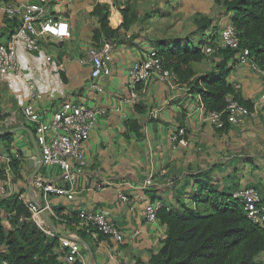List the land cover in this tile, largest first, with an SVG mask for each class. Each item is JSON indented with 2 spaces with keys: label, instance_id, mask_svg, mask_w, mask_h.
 <instances>
[{
  "label": "crops",
  "instance_id": "0c3cea01",
  "mask_svg": "<svg viewBox=\"0 0 264 264\" xmlns=\"http://www.w3.org/2000/svg\"><path fill=\"white\" fill-rule=\"evenodd\" d=\"M7 1L45 7L47 18L69 23L71 39L58 43L44 39L40 50L32 54L18 47L20 73L0 79V130L28 128L34 133V127L23 114V109L31 103L29 81H34L43 95L33 104L47 121L70 102L108 111L84 146L87 166L72 184L61 182L57 168L42 167L30 190L32 171L27 153L33 149L31 136L19 130L13 134L11 145L0 136V169L5 172V179L0 181V198L48 206L46 214L56 231L44 216L36 224L46 234L69 235L78 240L86 264H150L166 238L167 227L159 220L147 221V206H178L176 196L196 191L197 185L192 181L193 186L186 189L191 186L190 177L215 167L212 184L219 191L231 192L235 188L236 182H231L237 179L235 175L249 172V164L238 168L236 160L251 149L248 145L242 146L238 152L235 142L238 135L246 136L245 130L251 122L247 120L239 127L219 131L206 120L201 96L192 94V85L181 83L176 75L168 81L154 79L140 84L138 103L120 106V100L129 92L130 67L156 52L155 40L161 35L152 34L158 33L162 15L158 8H149L144 16L138 15L130 30L121 31L113 40L115 47L109 58V69L101 80L104 93L96 94L88 89L92 70L89 51L93 48L94 32L100 27L98 18L92 15L99 0ZM113 1L122 3V0ZM199 1L202 3L195 0ZM231 24L220 21L218 27L224 26L219 32L208 31L201 35L202 47L214 36V42L221 44L222 32ZM18 26L19 22L8 20L0 10V45L8 42ZM212 58L194 65L197 77L217 73L215 65L220 58ZM228 68L232 69L228 83L233 87L240 85L242 98L255 105L263 92L264 76L248 65L235 68L234 60L228 62ZM8 120L11 121L9 126L6 125ZM132 121H137L141 127V137L130 131L128 125ZM181 132L183 142L174 141V136ZM35 138L38 142L36 135ZM238 143L243 145L244 141L239 138ZM14 161L18 164L17 171L12 166ZM150 178L153 186L143 188ZM38 179L57 181L66 193L52 195L45 202L41 190L34 185ZM251 185L259 187L264 195V177ZM120 193L128 196L129 201L121 202ZM82 210L105 213L123 233L124 241L116 242L84 228L79 219ZM3 224L10 227L6 220ZM64 251L60 243L56 253L62 264Z\"/></svg>",
  "mask_w": 264,
  "mask_h": 264
},
{
  "label": "trees",
  "instance_id": "16d2710c",
  "mask_svg": "<svg viewBox=\"0 0 264 264\" xmlns=\"http://www.w3.org/2000/svg\"><path fill=\"white\" fill-rule=\"evenodd\" d=\"M133 1L99 0L92 14L100 25L94 32L96 46L103 40H115L121 31H128L137 22L138 16L134 13L129 17ZM214 4H228L226 11L233 14L231 25L239 33L241 48H248L252 59L264 71V0H225ZM205 23L202 30L206 34L220 31L213 20ZM215 39L214 36L211 41ZM155 45L156 58L181 83L192 85L191 93L201 96L206 111L225 110L227 96L235 94L228 83L232 72L228 62L238 55L236 51L220 50L212 56L205 53L203 44L180 40L158 39ZM209 56L220 58L215 65L217 73L197 77L194 65L203 63ZM235 97L250 110L254 109V104L245 101L240 92ZM128 127L141 137L137 121ZM231 127L226 124L219 131ZM12 138L13 135L1 137L8 145L13 142ZM12 166L18 170L17 161ZM214 169L190 177L197 185L190 198L191 205L181 201L178 208L163 206L158 210V220L167 227V235L150 264H264L257 260L264 254V230L247 219L242 207L231 200L230 191L224 193L212 184ZM4 175L0 169V181L5 179ZM0 216L6 218L0 219V264H62L56 253L60 240L38 227L26 203L0 198ZM3 220L9 223V228Z\"/></svg>",
  "mask_w": 264,
  "mask_h": 264
},
{
  "label": "built area",
  "instance_id": "2783aa9c",
  "mask_svg": "<svg viewBox=\"0 0 264 264\" xmlns=\"http://www.w3.org/2000/svg\"><path fill=\"white\" fill-rule=\"evenodd\" d=\"M210 3H223L225 0H207ZM0 10L10 21L19 22L15 32L10 35L6 44L0 45V79L13 74H19L21 66L18 60V47L22 46L27 54H32L40 50L42 40H50L56 43L71 39L70 25L65 20H54L45 16L46 8L43 6H33L30 4H14L7 0H0ZM222 42H210L205 46L207 55H212L220 50L231 49L238 55L234 58V67L250 66L252 70L264 76V71L252 59L248 48H241L239 33L233 25L226 27L222 32ZM113 40H103L101 45L93 47L89 51V61L92 67L88 89L96 94L104 93L101 80L109 69V58L114 50ZM129 92L124 96L119 104L136 105L139 100L138 86L147 84L156 79L168 81L175 77V73L164 67L163 63L156 58L154 52L147 59L133 64L128 71ZM30 104L23 109L24 116L34 127V133L38 138L41 150L43 167L57 168L60 172L62 183L72 184L77 175L87 166L84 146L89 139L93 129L102 117L107 115V109L102 107H90L86 103H66L47 121L40 114L33 102L42 99V93L38 90L34 81H29ZM235 94L240 92L241 86L233 87ZM235 94L227 96L226 108L222 112L203 110L206 120L218 130L225 128L226 124L233 127L243 125L247 120L264 110V90L250 110L236 99ZM11 121H6L9 126ZM182 132L174 136V141L183 142ZM34 185L40 188L45 202L52 195H64L66 191L61 184L52 179H38ZM153 179H148L143 188L152 187ZM118 198L121 202H128V196L120 193ZM231 200L237 202L243 209L247 219L260 226L264 230V195L257 186L238 187L231 191ZM31 212L32 220L39 221L43 213L49 207L37 205L33 202L27 204ZM163 206L152 204L146 208V219L150 223L158 220L157 213ZM79 219L84 228L98 235L111 238L116 242H123L124 235L118 226L108 219L103 212H91L82 210ZM60 240L64 251V264H86L83 256V249L78 242L59 234H48Z\"/></svg>",
  "mask_w": 264,
  "mask_h": 264
},
{
  "label": "rangeland",
  "instance_id": "374dc122",
  "mask_svg": "<svg viewBox=\"0 0 264 264\" xmlns=\"http://www.w3.org/2000/svg\"><path fill=\"white\" fill-rule=\"evenodd\" d=\"M201 1L202 3H200V1L197 3L195 0H134L131 5L129 17H132L133 13L135 16L140 14L144 16L147 14L145 12L149 8H158V12L160 11L162 15L157 26L158 33L152 35H161L160 39H166L170 41L180 40L183 42L187 41L198 45L202 42L201 35H206V32L202 30V27L206 25V20L211 19L214 22L216 21L218 26L220 21H224L225 24H231V17L233 16L232 13L229 14L228 11H226L228 4H214L205 0ZM122 3L126 2L122 0ZM222 26L224 25H221L220 27L222 28ZM140 32L141 31L138 33ZM158 39H156L155 42ZM101 43L102 41L99 42L98 46L101 45ZM96 44L97 43L94 42L93 47H98ZM212 56H209V58L211 59ZM249 122H251V125L245 130V133H247L246 136L244 137L242 134L238 135V137L240 136L239 138L244 141V144L240 145V143H238L239 138H236L237 141L235 142L236 146L239 147L238 152L242 149V146L248 145V148L251 149V151H246L247 153H244L243 156H240L243 158L239 157V161H237L238 159L236 160L238 168H242L246 164H249L250 166L248 170L249 172H247L246 175L236 174L235 177L237 179L231 181H235V186L240 187H249L251 183H254L259 179L261 180V177H264V162L262 161V158H264V110H262L258 116L250 118ZM254 147L258 150L253 149ZM250 155L253 157H249ZM191 181L192 180L189 179L188 184L191 186L186 189H190L193 186V181ZM246 182L248 184H246ZM191 195H193V193L188 192L187 194H182L180 197L176 196V203H178V206L181 200L185 202L186 205H191ZM178 206L176 205L174 208H178ZM257 260L260 263H264V254L259 256Z\"/></svg>",
  "mask_w": 264,
  "mask_h": 264
},
{
  "label": "water",
  "instance_id": "95a60500",
  "mask_svg": "<svg viewBox=\"0 0 264 264\" xmlns=\"http://www.w3.org/2000/svg\"><path fill=\"white\" fill-rule=\"evenodd\" d=\"M19 130L27 131L29 133V135L31 136V140H32V144H33V149L27 153L29 170L32 171V174L29 177V186H30V190H32V187H33L32 182L36 179V177L38 176L39 172L41 171V169L43 167L41 150H40L39 144L35 138L33 131L29 130L28 128L12 129V130H8V131H1L0 130V136L13 135L16 132H18ZM43 216L45 217V219H48L50 222V219L46 213H43ZM49 224H50L51 228L56 231L55 226L51 222Z\"/></svg>",
  "mask_w": 264,
  "mask_h": 264
}]
</instances>
